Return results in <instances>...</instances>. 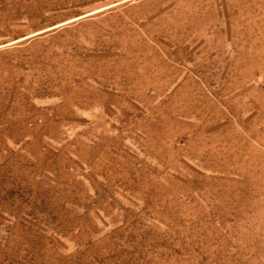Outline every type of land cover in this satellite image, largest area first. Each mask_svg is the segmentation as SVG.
<instances>
[{
  "label": "rangeland",
  "instance_id": "374dc122",
  "mask_svg": "<svg viewBox=\"0 0 264 264\" xmlns=\"http://www.w3.org/2000/svg\"><path fill=\"white\" fill-rule=\"evenodd\" d=\"M148 56L219 98L237 77L221 70H242L241 83L264 89V0H0V121L101 70H139ZM216 102L212 132L224 151L229 139V156L165 188L171 196L147 234L86 237L68 259L40 236L38 250L11 251L5 264H264V100Z\"/></svg>",
  "mask_w": 264,
  "mask_h": 264
},
{
  "label": "crops",
  "instance_id": "0c3cea01",
  "mask_svg": "<svg viewBox=\"0 0 264 264\" xmlns=\"http://www.w3.org/2000/svg\"><path fill=\"white\" fill-rule=\"evenodd\" d=\"M142 62L101 70L61 99L0 121V263L38 250L40 236L68 259L98 234H147L165 211V188H179L187 168L207 172L229 156V139L224 151L212 132L215 101L264 100V89L241 83L242 70H221L237 77L219 98L164 58ZM256 116L264 120V106Z\"/></svg>",
  "mask_w": 264,
  "mask_h": 264
}]
</instances>
